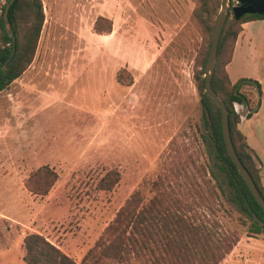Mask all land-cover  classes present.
Returning <instances> with one entry per match:
<instances>
[{"label":"rangeland","instance_id":"obj_1","mask_svg":"<svg viewBox=\"0 0 264 264\" xmlns=\"http://www.w3.org/2000/svg\"><path fill=\"white\" fill-rule=\"evenodd\" d=\"M42 2L46 18L34 60L0 92V264H26L23 241L31 232L81 264L135 191L143 203L159 189L182 195L191 184L175 172L184 165L196 174L201 164L217 169L203 138L195 82L209 40L195 17L197 0ZM101 15L113 20L110 34L94 30ZM245 41L261 58L237 54L232 78L264 81V19L251 23ZM120 72L125 83L117 80ZM245 88L255 103L257 90ZM250 143L259 152L264 184L259 126ZM46 165L57 179L42 196L28 180ZM117 175L113 188H104V179ZM221 200L226 210L219 220L237 229L240 240L219 264H264V233L251 232V220L225 195Z\"/></svg>","mask_w":264,"mask_h":264},{"label":"trees","instance_id":"obj_2","mask_svg":"<svg viewBox=\"0 0 264 264\" xmlns=\"http://www.w3.org/2000/svg\"><path fill=\"white\" fill-rule=\"evenodd\" d=\"M9 1L6 0L0 11V65L10 57L14 48V41L4 26V12ZM197 1L195 17L206 28L209 40L200 69L195 73V82L207 131L206 134L203 132V138L211 143L217 169L201 164L195 166L196 174L189 171V163L184 165V171L175 172L177 175L181 173L191 184L182 195L177 191L172 195L159 189L148 202L143 203L145 198L142 192L135 191L101 232L81 264H219L240 240L237 229H226L219 220V212L226 210L221 200L224 195L251 220V232L264 233V209L227 151L221 108L205 90V64L212 41L214 18L220 9L221 0ZM231 3L234 5L236 1L231 0ZM45 18L42 0L13 2L9 19L16 34L15 52L10 62L0 69V92L8 90L11 83L20 78L32 64ZM259 19H264V14L247 13L236 18L234 12L230 11L219 43L212 84L230 110V129L237 153L264 196L260 158L239 127L242 116L238 108L241 105L248 108L246 117H252L262 105V84L250 77L233 82L227 70L243 24ZM94 30L99 34H110L113 20L99 16ZM117 80L125 83L124 72L117 75ZM132 82L131 79L128 84ZM245 86L257 90L255 103L252 90H247ZM165 177L168 178L167 175ZM56 179V172L46 165L32 173L28 187L33 193L45 196ZM118 179V175L113 179H104V188H113ZM163 181L161 176L154 182L155 188ZM241 222L247 224L243 218ZM23 243L26 264H80L40 233H29Z\"/></svg>","mask_w":264,"mask_h":264},{"label":"water","instance_id":"obj_3","mask_svg":"<svg viewBox=\"0 0 264 264\" xmlns=\"http://www.w3.org/2000/svg\"><path fill=\"white\" fill-rule=\"evenodd\" d=\"M14 1L15 0H10L8 2L4 12L5 30L7 34L12 37L14 41V48L10 57L3 64L0 65V69L5 67L10 62L15 52L16 34L12 28L9 19V10ZM235 1L236 4L232 5L231 0H221L220 9L217 15L215 16L212 41L210 44V49L205 64V74H204L205 90L211 95L215 103L221 108V122H222L223 136L227 151L231 156L232 160L234 161V163L236 164L238 170L242 174L243 178L245 179L246 183L250 187L256 200L260 203V205L264 209V196L262 195L256 182L254 181L251 173L249 172L247 167L243 164L235 148L231 135L230 122H229L230 110L227 107L224 99L218 94V92L214 89L212 84V79L214 76L215 66L217 61L219 43L227 18L230 14V11L232 10L234 12L236 18H240L242 15L247 13L264 14V0H235ZM239 112L242 118H245L249 112V109L245 108V110H239Z\"/></svg>","mask_w":264,"mask_h":264},{"label":"crops","instance_id":"obj_4","mask_svg":"<svg viewBox=\"0 0 264 264\" xmlns=\"http://www.w3.org/2000/svg\"><path fill=\"white\" fill-rule=\"evenodd\" d=\"M253 21H248V22H245L243 24V30L239 34L238 39L236 41L235 48H234V53H233L231 61L227 65V70H228L230 78H231V80L233 82H236L239 78H242V77H250V78H254V79L259 80L261 82V84H262L263 97H262V105H261L260 109L257 112H255L252 115L251 118H247L245 120H242L241 123L239 124L240 129L243 131V133L247 137L249 145L259 155V152H258L257 148L251 145L250 138H251L252 135L254 137H256V135H257V127L258 126L260 127V129L262 131H264V81H263L262 78L251 76V75H242V76L238 75L239 76L238 79L237 80H233L232 73H231V67L233 66V63H234V60H235L237 54H238V56L240 58H243V57L246 56L249 60L251 58V60H253L255 62L257 61V59L261 58V57H259L257 55L258 48L257 47H253V48L250 47V45L246 44V41H245L247 29L251 25V23H253ZM234 71L235 72L237 71L236 68H234ZM14 81H16V80H14Z\"/></svg>","mask_w":264,"mask_h":264},{"label":"built area","instance_id":"obj_5","mask_svg":"<svg viewBox=\"0 0 264 264\" xmlns=\"http://www.w3.org/2000/svg\"><path fill=\"white\" fill-rule=\"evenodd\" d=\"M1 3L5 4L6 3V0H0V4Z\"/></svg>","mask_w":264,"mask_h":264}]
</instances>
